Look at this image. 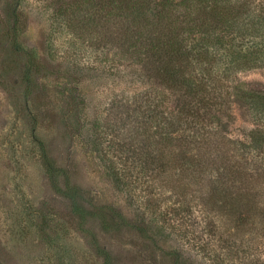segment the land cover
<instances>
[{"label": "rangeland", "instance_id": "1", "mask_svg": "<svg viewBox=\"0 0 264 264\" xmlns=\"http://www.w3.org/2000/svg\"><path fill=\"white\" fill-rule=\"evenodd\" d=\"M86 1L0 0V262L103 264L95 242L113 264H170L134 233L103 232L97 220L80 225L52 185L43 149L50 163L68 169L71 183L95 200L126 218L151 219L159 245L183 251L185 264H264V240L256 229L241 239L231 235L232 216L223 208L215 206L216 214L206 219L195 211L185 219L186 235L160 229L163 218L172 215L177 222L168 208L175 199L160 187L149 197V184L159 182L144 172L135 182L115 148L130 130L121 123L124 116L119 120L122 103L150 84L140 82V66L120 60L130 51L127 42L120 50L110 42L103 49V31L92 33L89 23L77 22L81 11L71 4L89 13ZM69 73L76 79L67 78ZM239 77L264 87V69ZM150 81L161 92L156 77ZM231 112L230 137H245L252 127L249 112L236 102ZM55 179L63 187L60 173Z\"/></svg>", "mask_w": 264, "mask_h": 264}, {"label": "trees", "instance_id": "2", "mask_svg": "<svg viewBox=\"0 0 264 264\" xmlns=\"http://www.w3.org/2000/svg\"><path fill=\"white\" fill-rule=\"evenodd\" d=\"M86 2L89 13L80 3L71 4L81 11L76 21L89 23L92 33L103 31V49L110 42L120 50L127 42L130 51L120 60L140 66V82L150 84L122 103L119 120L124 116L121 123L130 130L115 148L124 154L122 168L135 182L141 172L159 182L149 184V197L160 187L175 199L176 206L168 208L177 222H171L172 215L163 218L160 229H182L186 235L187 217L198 211L206 219L220 207L232 216L231 235L241 239L255 228L264 240V87L239 79L242 72L264 69V0ZM152 75L161 92L152 87ZM66 77L76 79L72 73ZM234 102L250 114L252 127L245 137H230ZM42 154L53 187L80 225L97 220L103 232L134 233L170 264H185L183 251L159 245L151 219L126 218L100 203L71 183L68 169L50 163L43 149ZM58 173L61 188L55 183ZM94 244L103 264H113L109 252Z\"/></svg>", "mask_w": 264, "mask_h": 264}]
</instances>
